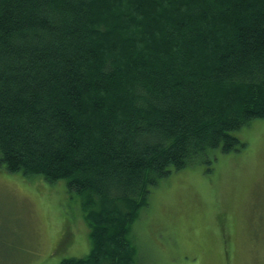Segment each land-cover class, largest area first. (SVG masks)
I'll return each instance as SVG.
<instances>
[{
  "label": "trees",
  "instance_id": "trees-1",
  "mask_svg": "<svg viewBox=\"0 0 264 264\" xmlns=\"http://www.w3.org/2000/svg\"><path fill=\"white\" fill-rule=\"evenodd\" d=\"M256 119L264 0H0V166L64 179L89 226L59 264H136L152 188Z\"/></svg>",
  "mask_w": 264,
  "mask_h": 264
},
{
  "label": "rangeland",
  "instance_id": "rangeland-1",
  "mask_svg": "<svg viewBox=\"0 0 264 264\" xmlns=\"http://www.w3.org/2000/svg\"><path fill=\"white\" fill-rule=\"evenodd\" d=\"M246 146L172 172L132 226L136 264H264V119L234 132ZM91 249L80 201L0 166V264H59Z\"/></svg>",
  "mask_w": 264,
  "mask_h": 264
}]
</instances>
